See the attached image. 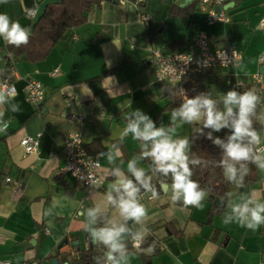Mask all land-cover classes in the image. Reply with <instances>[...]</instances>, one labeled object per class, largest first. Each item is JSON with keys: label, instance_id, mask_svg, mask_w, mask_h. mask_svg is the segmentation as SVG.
Instances as JSON below:
<instances>
[{"label": "crops", "instance_id": "1", "mask_svg": "<svg viewBox=\"0 0 264 264\" xmlns=\"http://www.w3.org/2000/svg\"><path fill=\"white\" fill-rule=\"evenodd\" d=\"M58 0H8L0 3V14H7L24 27H32L45 6ZM141 3V5H140ZM104 0L86 12L83 24L73 28L45 58L38 61L16 59L9 77L16 90L15 103L20 111L0 106L11 119L6 133H0V260L10 264H58L63 254L75 255L86 249L85 217L79 211L99 203L107 218H117L106 207L105 192L115 177L108 172L113 165L100 159L97 172L102 186L87 194L82 184L64 170V137L76 130L89 150H107L117 146L122 155L116 165L127 173V162L140 155V142L131 134L120 139L126 127L124 117L135 109L148 114L160 126L169 125L172 109L165 108L167 98L155 80L151 63L152 48L162 52L189 51L193 37L203 32L210 37V47L231 45L242 56L235 67L216 68L200 74L210 85L213 98L241 83H251L249 76L261 71L258 56L264 55V0H235L227 8L228 22L208 24L199 0ZM39 6L29 17L27 10ZM148 16L147 21L141 15ZM7 43L0 38V71L7 62ZM56 70V71H55ZM55 71V72H54ZM54 72V74H52ZM0 77L1 74H0ZM28 79L39 81L44 99L39 106L30 104L24 94ZM71 98L64 106V99ZM70 112L84 116L82 123L70 120ZM264 101L257 119L264 148ZM184 126V125H183ZM190 130L192 127L189 125ZM40 133L38 151L26 153L19 141L23 136ZM177 133L181 135L179 129ZM138 166L149 174L146 160ZM130 175V174H128ZM152 175V174H151ZM9 177L10 181L5 178ZM256 192L264 200V172L255 166L254 179L245 187H231L224 207H211L205 198L202 209H183L173 204L171 192H160L151 199L142 193L148 209V233L156 240V250H129V264H264V226L250 231L233 222L224 224L232 201L239 202ZM49 211L51 214H49ZM130 226H138L130 222ZM67 243L57 249L64 239ZM73 242H78L73 245Z\"/></svg>", "mask_w": 264, "mask_h": 264}, {"label": "clouds", "instance_id": "2", "mask_svg": "<svg viewBox=\"0 0 264 264\" xmlns=\"http://www.w3.org/2000/svg\"><path fill=\"white\" fill-rule=\"evenodd\" d=\"M7 2L0 0L3 4ZM38 12V5L27 10L28 16L33 18ZM30 35V27L22 26L7 14H0V38L7 44L15 47L27 45ZM16 95L14 88L0 91V106L7 104L9 111L19 112L20 105L14 102ZM260 103L261 97L254 90L240 92L233 88L226 93L221 92L219 99L213 98L210 92H200L191 98L185 95L179 107L172 109L169 125L161 123L157 126L140 109L129 112L124 117L126 127L120 139L131 134L134 140L140 142L141 153L127 162V173L116 165V159L122 155L117 146L97 153V165L100 159H106L108 164L113 165L108 174L115 179L104 195L106 207L115 210L119 219H105L99 203L82 208L78 213L85 217L83 227L90 243L102 245L105 250L102 255L93 258L94 264H129V246L140 248L143 245L149 231L146 226L149 214L141 203L142 193H150L151 199H157L161 191H170L172 203L181 204L182 210L203 208L207 191L192 179L191 166L207 167L209 162L190 155L195 139L205 137L220 149L217 166L222 168L226 180L237 187L244 186L250 171L249 164L264 172V149L257 148L261 144V136L254 127ZM5 115L4 111H0V133H6L11 124V119H5ZM259 119L264 121V116ZM184 124L192 127L193 137L178 135L177 129ZM222 130H227L223 138L214 136ZM140 160H150L152 172L169 177L170 184L154 185L152 176L138 166ZM74 175H79L78 171ZM87 182L93 189L100 183L90 174ZM230 208V213L225 214L224 224L235 222L250 231L264 226V200L256 192L241 197L239 202L232 201ZM129 222L138 227H131ZM147 251L150 253L153 248L149 246Z\"/></svg>", "mask_w": 264, "mask_h": 264}, {"label": "trees", "instance_id": "3", "mask_svg": "<svg viewBox=\"0 0 264 264\" xmlns=\"http://www.w3.org/2000/svg\"><path fill=\"white\" fill-rule=\"evenodd\" d=\"M104 0H58L54 3L47 4L42 14L35 20L31 27V35L29 43L20 47L7 44V62L3 70L0 71L2 77H7L11 74L12 64L16 59H27L30 61H38L46 57L52 47L61 39L68 38L71 35L73 28L83 24L86 20V12L92 8L97 7ZM121 3L122 0H111ZM138 4L142 0H137ZM141 5V3H140ZM202 74V73H200ZM200 74H192L185 76L180 84L171 85L163 81H157L161 91V97L167 98L165 108H176L183 102L185 95L189 98L194 97L200 92H207L210 85L199 79ZM249 89H254L252 83L244 82L237 86V91L243 92ZM259 107V105H258ZM257 107V115H258ZM261 123L257 118L254 119V127L260 130ZM208 130L206 129L205 132ZM227 130H222L219 133H214V136L223 138ZM193 131H190L189 137H193ZM89 153L95 154L96 150H89ZM100 151V150H98ZM97 151V152H98ZM191 156L199 157L207 160L208 166H191L193 171L192 179L197 181L201 188L207 191L206 199L211 204L212 208L217 205L214 198H219L226 201L228 190L236 186L235 184H226V178L223 174L222 168L217 166V161L220 159V149L212 144L211 141L205 137H200L194 140L191 150ZM149 162L150 160H146ZM150 165V164H149ZM250 171L245 177L244 186H247L254 179L255 165H248ZM152 174V175H151ZM149 175L152 176L154 185L159 186L161 183L170 184L169 177H163L151 170ZM216 207H219L216 206ZM110 209V208H109ZM108 212H104V218L107 219ZM156 240L151 233L145 238V242L140 248H133L129 246V250H142L151 246L154 252L156 250ZM102 245H91L86 249H77V254L69 255L63 254L62 262L67 264H94V257L100 256L104 252Z\"/></svg>", "mask_w": 264, "mask_h": 264}, {"label": "built area", "instance_id": "4", "mask_svg": "<svg viewBox=\"0 0 264 264\" xmlns=\"http://www.w3.org/2000/svg\"><path fill=\"white\" fill-rule=\"evenodd\" d=\"M234 1L199 0V5L205 14L204 19L208 24L215 22L225 23L229 21L225 5ZM141 19L147 21L148 16L142 14ZM260 29L264 30V16L260 19ZM209 44L210 37L203 32H198L193 37V47L189 51L164 53L159 48H152L150 53L155 80L177 85L180 84L185 76L200 74L216 68L235 67L240 64L242 59L241 53L233 46L228 45L220 48H211ZM234 52L235 55H233ZM258 62L261 65V69L264 70V55L260 54L258 56ZM249 79L254 85L253 90L261 97V102L264 101V73L257 71L251 74ZM12 88L15 89L9 77H0V91H8ZM24 94L30 104L39 106L44 99V88L39 81L28 79L25 82ZM70 102L71 98H65L64 106H69ZM66 117L79 123H82L84 120V116L76 112H70ZM39 136L40 133H37L33 136H23L20 139L19 143L26 153H35L38 151ZM257 148L264 149L261 144ZM62 152L65 159V172L75 181L80 182L87 194H91L94 190L102 186L103 179L97 172L101 165L100 160L97 165V153L105 152L104 150H100L95 154L89 153L80 134L76 130H71L64 137ZM77 171L79 175H74ZM89 174L100 182L95 189L87 182V176ZM5 180L10 181V178L6 177ZM0 264H10V262L8 260H0Z\"/></svg>", "mask_w": 264, "mask_h": 264}, {"label": "water", "instance_id": "5", "mask_svg": "<svg viewBox=\"0 0 264 264\" xmlns=\"http://www.w3.org/2000/svg\"><path fill=\"white\" fill-rule=\"evenodd\" d=\"M189 1H191V0H184V4L187 3V2H189ZM232 4H233V2H229V3H227V4L225 5V7L228 8V7H230V5H232ZM261 72L264 73V70L261 69ZM207 92H210V90H207ZM196 127H199V125H196ZM149 164L151 165V161H149ZM161 184H166V183H161ZM161 184H160V185H161ZM226 184H232V183L226 180ZM239 188H240V187H239ZM163 192H164V191H163ZM214 201H215V203H216L217 205H220V206H222V207H224V205H225V202L222 201V200H220L219 198H214ZM129 224H130V222H129ZM84 238L88 239L87 234H86L85 231H84ZM66 243H67V239L64 238V239H63V240L57 245V249L60 248L63 244H66ZM72 244H73V245H77L78 242H73ZM88 244H89V246L92 245V244L90 243L89 239H88ZM51 263H52V264H58V260H57V259H52V260H51ZM147 264H148V263H147Z\"/></svg>", "mask_w": 264, "mask_h": 264}, {"label": "rangeland", "instance_id": "6", "mask_svg": "<svg viewBox=\"0 0 264 264\" xmlns=\"http://www.w3.org/2000/svg\"><path fill=\"white\" fill-rule=\"evenodd\" d=\"M209 90H210V89H209ZM178 129H179L181 135H183V136H188V137H189V133H190L191 130H190V127H189L188 124H184V126L178 128ZM233 187H234V186H233Z\"/></svg>", "mask_w": 264, "mask_h": 264}]
</instances>
